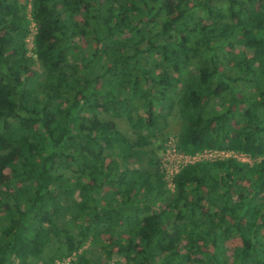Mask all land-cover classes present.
Here are the masks:
<instances>
[{"label": "trees", "instance_id": "16d2710c", "mask_svg": "<svg viewBox=\"0 0 264 264\" xmlns=\"http://www.w3.org/2000/svg\"><path fill=\"white\" fill-rule=\"evenodd\" d=\"M169 116L182 153L254 162L168 188ZM92 240L109 264H264V0H0V264H97Z\"/></svg>", "mask_w": 264, "mask_h": 264}, {"label": "rangeland", "instance_id": "374dc122", "mask_svg": "<svg viewBox=\"0 0 264 264\" xmlns=\"http://www.w3.org/2000/svg\"><path fill=\"white\" fill-rule=\"evenodd\" d=\"M167 6L171 8L173 7L170 2L167 3ZM28 16L31 17L30 2L28 5ZM35 32H36V26L35 23L32 21L30 25V34L27 38L30 55L33 54L32 41ZM138 114H141L146 117L145 109L143 106L139 108L136 116H138ZM181 125L182 122L180 119L177 118L174 119L172 117L169 118L168 122L160 121V123L157 125V128H155L156 136L155 138H153V143L151 146H149V148H151L154 151V152H149V156L156 158L160 161L161 170L164 173L166 184L170 189L174 188L172 184L173 173H176L178 170H181L184 166H186V164L191 162H196L197 160H200L202 158L203 159H213L219 157L228 158L227 155H217V153H212V152H206L201 156L196 155L195 157L182 156V152L180 151L179 141H178V134ZM240 158H244L241 162L246 161L247 163L250 162L251 164L254 162L253 159L251 158L248 159L247 156L245 157L241 156ZM239 245H241V240L238 237L229 239L227 241V246L230 250L234 249ZM84 248L87 250L89 257L97 261V264H109L106 259L105 253L103 252L102 249H100V245L98 243L94 244L93 240L89 241V243H87ZM75 258H76L75 255L72 257H66L62 260H58L56 264H69L70 260ZM118 259H121L122 262L125 261L123 258H120L117 255V250L115 248L113 249V261ZM34 263H35V259L30 258L29 264H34Z\"/></svg>", "mask_w": 264, "mask_h": 264}, {"label": "built area", "instance_id": "2783aa9c", "mask_svg": "<svg viewBox=\"0 0 264 264\" xmlns=\"http://www.w3.org/2000/svg\"><path fill=\"white\" fill-rule=\"evenodd\" d=\"M206 152L217 153V155H227L228 158H236L238 161H242V160L244 159V158H240L241 156H242V157L247 156L248 159L251 158V156H249L248 154H245V153H243V152H237V151H233V150H218V149H206V150H204V151H202V152H197L195 155H190V154H184V153H182V156H184V157H187V156L195 157L196 155L201 156V155H203V154L206 153ZM240 155H241V156H240ZM237 157H238V158H237ZM228 158H221V157H219V158H213V159H207V160L214 161V160H222V159H228ZM251 159H252V158H251ZM200 160H203V158L200 159ZM197 161H199V160H197ZM243 162H246V161H243ZM191 163H194V162H191ZM191 163H188V164H191ZM248 163H250V162H248ZM186 165H187V164H186ZM178 172H179V170H178L176 173H178ZM176 173H173V176H174ZM172 184H173V186H174V183H173V182H172Z\"/></svg>", "mask_w": 264, "mask_h": 264}]
</instances>
